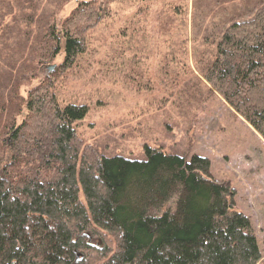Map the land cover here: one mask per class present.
Wrapping results in <instances>:
<instances>
[{"label": "trees", "instance_id": "trees-1", "mask_svg": "<svg viewBox=\"0 0 264 264\" xmlns=\"http://www.w3.org/2000/svg\"><path fill=\"white\" fill-rule=\"evenodd\" d=\"M38 1L0 0V111L10 109L0 117V264H75L76 252L84 261L98 252L101 264H258L251 220L237 210L235 190L211 175L210 160L150 146L141 160L95 156L83 151L74 126L87 105H60L50 82L21 96L61 40L64 65L74 64L84 51L81 23L95 16L82 9L64 29L51 20L35 25ZM257 5L250 20L223 28L203 75L264 138V0ZM10 16L17 23L2 22ZM27 54L31 63H19ZM104 232L116 236L115 252L94 248Z\"/></svg>", "mask_w": 264, "mask_h": 264}, {"label": "rangeland", "instance_id": "rangeland-1", "mask_svg": "<svg viewBox=\"0 0 264 264\" xmlns=\"http://www.w3.org/2000/svg\"><path fill=\"white\" fill-rule=\"evenodd\" d=\"M38 2L35 25L51 20L64 29L71 26L67 20L82 9L88 12L93 8L95 16H88V24L81 23L84 51L74 64L64 65L66 54L61 40V51L53 59L40 61L36 76L21 88V96L27 99L32 89L50 82L60 105H87L88 115L74 126L83 151L91 150L95 156L121 155L141 160L145 158V147L150 146L165 154L185 158L198 155L210 160L211 175L235 190L237 210L251 220L263 256L261 264L264 138L203 75L214 60L215 44L223 28L250 20L258 0ZM49 13H53L51 17ZM10 21L17 23L11 16L2 22ZM18 23L23 28L27 24L22 20ZM18 37L17 50L22 42ZM34 37L32 33L29 38L32 44ZM31 59L32 55L27 54L19 63L28 65ZM20 67L16 66V70H23ZM4 113L0 111V117H10L9 108ZM26 115L24 109L18 124ZM2 141V148L9 146L10 135ZM171 205L167 208L174 203ZM104 235L92 240L97 244L94 248L108 247L115 252L116 236ZM80 254L75 264L104 262L98 252L93 253V260L85 261V253Z\"/></svg>", "mask_w": 264, "mask_h": 264}, {"label": "water", "instance_id": "water-1", "mask_svg": "<svg viewBox=\"0 0 264 264\" xmlns=\"http://www.w3.org/2000/svg\"><path fill=\"white\" fill-rule=\"evenodd\" d=\"M90 242H93L91 238H90ZM80 256H81V254H80V253H77V257H78V258H77V260H76V263H78V262L80 261V260H79V257H80Z\"/></svg>", "mask_w": 264, "mask_h": 264}]
</instances>
